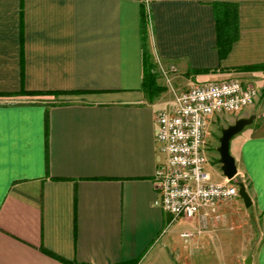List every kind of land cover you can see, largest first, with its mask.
I'll return each instance as SVG.
<instances>
[{"label":"crops","instance_id":"0c3cea01","mask_svg":"<svg viewBox=\"0 0 264 264\" xmlns=\"http://www.w3.org/2000/svg\"><path fill=\"white\" fill-rule=\"evenodd\" d=\"M227 2L239 38L221 59ZM145 42L152 62L177 65L172 91L257 89L254 105L207 125L221 168L216 130L255 116L230 145L250 207L239 195L172 222L156 203L157 115L174 93L145 83ZM251 251L264 264V0H0V264H244Z\"/></svg>","mask_w":264,"mask_h":264},{"label":"built area","instance_id":"2783aa9c","mask_svg":"<svg viewBox=\"0 0 264 264\" xmlns=\"http://www.w3.org/2000/svg\"><path fill=\"white\" fill-rule=\"evenodd\" d=\"M173 104L157 115V140L167 155L155 173L160 191L156 202L172 215V222L215 212L221 201L239 197V183L211 184L205 166L207 125L211 117L240 113L255 104L258 91L238 79L201 83L185 91L173 90ZM193 233L185 232L183 237Z\"/></svg>","mask_w":264,"mask_h":264},{"label":"trees","instance_id":"16d2710c","mask_svg":"<svg viewBox=\"0 0 264 264\" xmlns=\"http://www.w3.org/2000/svg\"><path fill=\"white\" fill-rule=\"evenodd\" d=\"M217 17V46L220 58L223 59L230 52L232 45L239 38V17L237 3H220L216 9ZM149 19L146 14L143 16V35L146 38V28ZM144 56L147 66H145V83L149 84L150 89H154L156 75L151 71L149 51L146 42L144 43ZM238 183V182H236Z\"/></svg>","mask_w":264,"mask_h":264},{"label":"water","instance_id":"95a60500","mask_svg":"<svg viewBox=\"0 0 264 264\" xmlns=\"http://www.w3.org/2000/svg\"><path fill=\"white\" fill-rule=\"evenodd\" d=\"M255 116L240 117L234 123L222 128V135L220 137V145L218 152L220 154L219 162L225 177L232 181L238 174V168L234 156L231 154L230 145L231 140L241 133L247 126L253 123ZM239 195L243 198L245 205L250 207L252 204L251 197L246 189V185L239 183ZM244 264H253V251L246 257Z\"/></svg>","mask_w":264,"mask_h":264},{"label":"rangeland","instance_id":"374dc122","mask_svg":"<svg viewBox=\"0 0 264 264\" xmlns=\"http://www.w3.org/2000/svg\"><path fill=\"white\" fill-rule=\"evenodd\" d=\"M150 62L152 64V72L156 75V83H155V89L158 91V93H162L163 91L173 92L171 88L178 87L176 83V76L178 75V67L175 64L166 65L163 61H157L156 63L152 62L151 55ZM152 60V61H151ZM216 135H222V132L219 130H216ZM207 155L210 156L209 159L212 160V164H214V171L209 172V180L208 182L217 181L218 175H221V168L216 166L217 162L212 159V155L210 150L208 149ZM209 160V161H210ZM212 180V181H211Z\"/></svg>","mask_w":264,"mask_h":264}]
</instances>
